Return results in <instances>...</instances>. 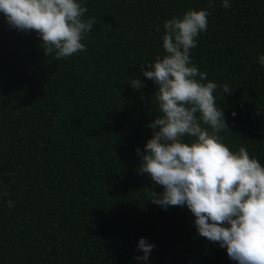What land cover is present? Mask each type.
Masks as SVG:
<instances>
[{
    "label": "trees",
    "instance_id": "16d2710c",
    "mask_svg": "<svg viewBox=\"0 0 264 264\" xmlns=\"http://www.w3.org/2000/svg\"><path fill=\"white\" fill-rule=\"evenodd\" d=\"M82 2L95 18L87 51L60 60L0 13V264H236L187 206L148 199L162 187L138 173L135 150L162 113L140 65L166 55L165 20L208 9L192 63L219 86L223 143L264 166V0ZM140 237L155 246L151 262L135 259Z\"/></svg>",
    "mask_w": 264,
    "mask_h": 264
},
{
    "label": "clouds",
    "instance_id": "9594fccd",
    "mask_svg": "<svg viewBox=\"0 0 264 264\" xmlns=\"http://www.w3.org/2000/svg\"><path fill=\"white\" fill-rule=\"evenodd\" d=\"M214 6L209 0V8ZM222 7L230 8V0H222ZM87 11L82 0H0L8 25L35 32L45 56L54 53L57 60L87 51L82 41L95 25L94 17L84 19ZM209 15L206 8L190 9L165 20L166 55L140 65L156 86L162 114L147 124L153 132L143 150H135L141 159L137 171L162 187L151 191L153 204L164 210L187 206L198 234L224 248L229 259L264 264V166L245 146L234 152L223 143L220 133L230 128L223 107L217 106L219 86L192 63L191 50L207 30ZM258 59L264 66V55ZM127 83L133 89L144 87L138 78ZM223 92L230 95L233 89L225 84ZM7 204L13 206L11 200ZM154 247L140 237L142 255L135 259L147 262Z\"/></svg>",
    "mask_w": 264,
    "mask_h": 264
},
{
    "label": "rangeland",
    "instance_id": "374dc122",
    "mask_svg": "<svg viewBox=\"0 0 264 264\" xmlns=\"http://www.w3.org/2000/svg\"><path fill=\"white\" fill-rule=\"evenodd\" d=\"M137 255L138 256H141L142 255V252H139V253H137ZM154 259V255H153V253L151 252L150 253V256H149V260L147 261V262H151L152 260ZM143 261V260H142ZM144 263H147V262H145V261H143Z\"/></svg>",
    "mask_w": 264,
    "mask_h": 264
}]
</instances>
